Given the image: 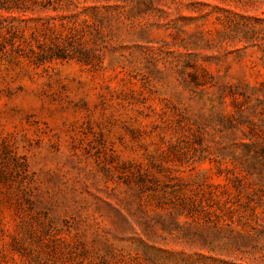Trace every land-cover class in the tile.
Returning <instances> with one entry per match:
<instances>
[{"label":"rangeland","instance_id":"obj_1","mask_svg":"<svg viewBox=\"0 0 264 264\" xmlns=\"http://www.w3.org/2000/svg\"><path fill=\"white\" fill-rule=\"evenodd\" d=\"M0 264H264V0H0Z\"/></svg>","mask_w":264,"mask_h":264}]
</instances>
